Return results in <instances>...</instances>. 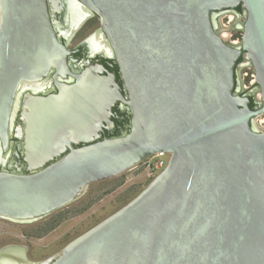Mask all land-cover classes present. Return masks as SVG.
<instances>
[{"label": "water", "instance_id": "1", "mask_svg": "<svg viewBox=\"0 0 264 264\" xmlns=\"http://www.w3.org/2000/svg\"><path fill=\"white\" fill-rule=\"evenodd\" d=\"M50 3L67 7L64 27L53 28ZM71 6L84 11L75 22ZM239 6L245 21L231 46L214 13ZM93 13L100 30L90 38L108 39L129 101L114 75L92 67L66 84L55 78V95L25 99L16 125L23 92L38 93L54 69L69 75L59 35L69 39ZM242 57L257 111L235 92ZM116 102L129 108V132L101 140ZM263 115L264 0H0L1 220L36 223L90 185L169 156L143 191L58 256L32 262L6 247L0 264H264V132L255 127ZM12 139L28 174L7 170Z\"/></svg>", "mask_w": 264, "mask_h": 264}, {"label": "flooded vegetation", "instance_id": "2", "mask_svg": "<svg viewBox=\"0 0 264 264\" xmlns=\"http://www.w3.org/2000/svg\"><path fill=\"white\" fill-rule=\"evenodd\" d=\"M50 1V0H49ZM67 7L63 5L61 7L60 4H49V15L51 24L54 28L55 23H59L60 27H64V19L67 15L66 11ZM81 10V9H78ZM83 12V10H81ZM245 11L242 6H239L235 10L225 11V12H216L214 13L215 18H219L220 21L223 19H227L229 15H234V21L230 22V30H229V37L228 40L222 39V32H220V29L218 30L219 37L228 45L231 46H237L240 43L241 40V28L242 24L245 21ZM237 21V22H236ZM236 22V24H235ZM93 27H96L93 29ZM89 29H93L82 41L79 43L73 45L72 47H69L73 41V39L76 37L77 34L85 32ZM100 30V23H99V17L96 16L94 13L89 16L83 24L78 28L75 34L71 35L69 39H65L64 37H60L59 31H55L56 36L58 37L59 42L64 45L67 50L69 51V56L67 58L68 62V71L69 75L66 76L65 79H62L58 74L57 70L54 69L51 74L42 80L37 86H38V93L35 95H32L31 92L25 91L20 96L21 103L19 105V109L17 111L16 115V125L21 124L20 118L24 114H27V110H24L23 103L25 99L29 97H37V98H46L51 95L57 94V88L55 86V78L62 83H68L69 80L75 81V76L81 75L82 72H84L88 68L92 67H102L104 69V73L102 76L107 75H114L115 76V82L120 88L121 95L125 101H129L128 93L124 87V82L121 78L120 72H119V66L114 59L113 56H110L111 53L108 51V46L110 48L108 39L105 37V35L101 32V35H96L92 38H90L92 35H95ZM93 41H89V40ZM88 40V41H87ZM232 41H237V44H233ZM91 43L95 47L94 51L91 49ZM106 46V48H105ZM105 48V49H104ZM107 51V52H106ZM247 69H252L248 66V61L242 57L236 68H235V92L240 97H247L249 99L248 107L252 111H257L259 109V102L260 100H257L255 98V93L257 91L250 90L245 91L243 88L244 85V77L243 74ZM256 88V86H255ZM108 121L113 124L112 128H109L107 123H104L103 128L101 132H99L100 139H110V138H116L120 137L123 134H126L129 132L130 124H131V115L129 112V108L123 104L122 102H116L112 107L110 111V116L108 117ZM258 124L256 121L255 126ZM12 143V146L9 148L8 152L10 153V159L9 162L12 164L11 168H7L8 171H16V168H21V172L23 174H28L26 164L22 160V156L16 157V153H20L18 151V144L19 142L15 139H12L10 141ZM74 148H77L75 146ZM5 221V220H4ZM69 244V243H68ZM15 248L21 251H24L25 256L27 258V249L22 246H15V245H6L3 248ZM63 249V248H62ZM61 249V251H62ZM56 253L54 255H51L47 258H44L42 260L38 261H32V262H42L47 259H49L52 256H58L60 253ZM28 259V258H27ZM29 260V259H28ZM31 261V260H29ZM51 262L50 264H52Z\"/></svg>", "mask_w": 264, "mask_h": 264}, {"label": "rangeland", "instance_id": "3", "mask_svg": "<svg viewBox=\"0 0 264 264\" xmlns=\"http://www.w3.org/2000/svg\"><path fill=\"white\" fill-rule=\"evenodd\" d=\"M228 21L229 18L220 21L221 32L222 26L231 25L230 22L227 24ZM93 29L77 34L69 47L82 41ZM255 94L258 99L259 93ZM154 178L146 176L141 163L120 176L90 185L79 200L36 223L20 225L0 219V248L6 245L25 247L27 258L31 261L54 255L124 207ZM39 227L42 231L37 230Z\"/></svg>", "mask_w": 264, "mask_h": 264}, {"label": "built area", "instance_id": "4", "mask_svg": "<svg viewBox=\"0 0 264 264\" xmlns=\"http://www.w3.org/2000/svg\"><path fill=\"white\" fill-rule=\"evenodd\" d=\"M227 24H229V21ZM232 43L237 44V41H232ZM243 77L245 79L243 85L244 90H254L256 86L254 71L250 72L249 69L246 70L243 74ZM257 98V100H260V94L257 96ZM263 118L261 116L257 120L258 124L255 126L259 132H264V120H261ZM168 159L169 156L166 153L159 152L143 161L142 165L144 167V171L146 172V176L148 178L156 177L166 167Z\"/></svg>", "mask_w": 264, "mask_h": 264}, {"label": "bare ground", "instance_id": "5", "mask_svg": "<svg viewBox=\"0 0 264 264\" xmlns=\"http://www.w3.org/2000/svg\"><path fill=\"white\" fill-rule=\"evenodd\" d=\"M71 15H72V21L73 22H75L79 17H81V16H83L84 15V11L82 12L81 10H78V9H80V8H76L75 6H71ZM229 22H233L234 21V15H229ZM214 22H215V25H216V28L217 29H220V19L219 18H215L214 17ZM237 22V21H236ZM236 22H235V24H236ZM221 30V29H220ZM230 29H229V27H226L225 25L224 26H222V39H224V40H228V37H229V31ZM221 32V31H220ZM91 49H95V47L93 46V44L91 43ZM105 48H106V46H105ZM104 48V49H105ZM107 52V51H106Z\"/></svg>", "mask_w": 264, "mask_h": 264}, {"label": "trees", "instance_id": "6", "mask_svg": "<svg viewBox=\"0 0 264 264\" xmlns=\"http://www.w3.org/2000/svg\"><path fill=\"white\" fill-rule=\"evenodd\" d=\"M50 228H51V226L49 228H47L45 231L49 230ZM37 230L42 231V228L39 227V228H37Z\"/></svg>", "mask_w": 264, "mask_h": 264}]
</instances>
